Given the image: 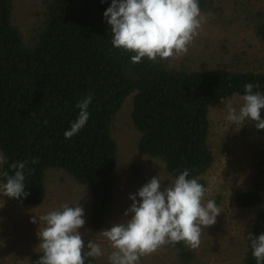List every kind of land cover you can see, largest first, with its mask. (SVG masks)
<instances>
[{"label": "trees", "instance_id": "trees-1", "mask_svg": "<svg viewBox=\"0 0 264 264\" xmlns=\"http://www.w3.org/2000/svg\"><path fill=\"white\" fill-rule=\"evenodd\" d=\"M212 0H199L201 12ZM112 0H43L32 25L22 34L12 22L13 0H0V154L8 163L3 172L14 174L11 163L29 161L25 173L26 197L11 198L25 207L45 198L47 170H62L91 195L89 224L101 230L114 202L117 181V145L113 123L124 101L132 97L131 121L139 133L137 149L163 164L171 181L185 168L189 178L202 182L212 167L209 109L221 100L242 97L244 85H258L264 94V71L241 52L210 69L193 68L187 59L171 65L131 56L112 44L111 26L104 12ZM244 20L264 44V12L251 11ZM89 93L90 118L71 139L64 132L76 120L78 101ZM264 119V109L261 110ZM47 122V123H45ZM251 134L264 137L252 122ZM37 158L38 163L31 160ZM264 198V143L255 151L254 173L248 189L234 194L240 209L260 206ZM254 236L264 233V211L250 224ZM248 232V233H249ZM248 236V235H247ZM178 264H196L194 250L183 242L168 245ZM43 255L31 257L36 264ZM85 264H100L86 258ZM107 264V263H104ZM239 264H256L246 237Z\"/></svg>", "mask_w": 264, "mask_h": 264}, {"label": "rangeland", "instance_id": "rangeland-1", "mask_svg": "<svg viewBox=\"0 0 264 264\" xmlns=\"http://www.w3.org/2000/svg\"><path fill=\"white\" fill-rule=\"evenodd\" d=\"M43 0H13L12 22L22 34L32 25L34 12ZM250 10L264 12V0H212L200 34L189 46L186 55L171 59L178 65L187 59L197 69H210L222 61H228L241 52L256 61L264 71V44L256 38L252 24L244 20ZM241 97H232L214 103L209 109V143L214 156L212 167L202 176L208 199L216 201L222 212L216 223L203 229L201 244L195 249L196 264H239L243 259L245 240L253 216L264 211V198L260 206L240 209L233 203L234 194L248 189L254 173L255 151L264 143V137L251 134L252 121L244 125H231L226 120L225 105L229 102L239 109ZM132 97H128L113 123V137L117 145V181L114 202L101 230L89 224L91 195L87 187L76 183L62 170H47L45 198L35 207L16 204L3 195L0 186V264H31V257L40 252L37 233L39 216L58 209L67 203L79 204L84 210L85 225L79 229L85 245L91 239L101 244L103 255L95 258L100 264L107 263L112 251L109 243L100 235L102 230L125 222L123 214L131 205L130 194H135L152 177L159 176L166 187L171 181L165 167L137 149L139 133L131 121ZM139 200V197H137ZM35 217L37 223H31ZM140 264H178L177 257L168 245L155 253L142 257Z\"/></svg>", "mask_w": 264, "mask_h": 264}, {"label": "clouds", "instance_id": "clouds-1", "mask_svg": "<svg viewBox=\"0 0 264 264\" xmlns=\"http://www.w3.org/2000/svg\"><path fill=\"white\" fill-rule=\"evenodd\" d=\"M104 17L111 26V44L124 53H135L130 58L133 64L144 58L156 63L158 59L186 55L206 22L199 0H112ZM257 87L253 83L244 85L239 109L232 102L225 105L226 120L231 125L238 127L252 121L257 130H264L261 118L264 94L255 91ZM92 99L89 93L77 102L78 116L64 132L65 139H71L85 127ZM5 163L8 158L0 154V165ZM31 163H38V159H32ZM28 165V160L13 162L10 168L14 174L3 172L6 178L3 195L19 199L29 194L24 190L25 173L31 174L35 169H29ZM189 176L185 168L166 187L159 176H154L137 193L129 195L132 203L123 215L131 214L130 218L99 232L112 249L109 264H140L142 257L180 242L192 250L199 248L203 229L214 225L222 210L213 199L205 202L208 190ZM84 215L78 203L74 206L65 203L39 216L43 226L37 233L38 247L43 255L36 264H85L86 258L103 255L96 239L85 245L79 231L85 225ZM30 222L35 224L37 220L33 217ZM247 238L256 264H264V233L254 236L249 232Z\"/></svg>", "mask_w": 264, "mask_h": 264}]
</instances>
